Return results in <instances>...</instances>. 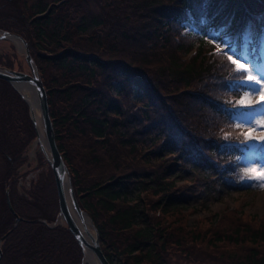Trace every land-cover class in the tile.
<instances>
[{
    "label": "trees",
    "instance_id": "trees-1",
    "mask_svg": "<svg viewBox=\"0 0 264 264\" xmlns=\"http://www.w3.org/2000/svg\"><path fill=\"white\" fill-rule=\"evenodd\" d=\"M5 1L14 14L0 15V31L27 42L46 90L58 151L105 258L110 264H165L160 252L172 239L158 228L155 212L163 215L186 199L168 195L173 164L137 170L122 159L148 165L174 155L182 163H201L207 176L218 169L208 158L224 156L217 131L233 113L228 97L239 93L227 56L239 58L244 44L259 60L251 46L257 39L242 38L263 34L264 0H38L24 12H17L14 0ZM184 24L191 30L182 34ZM228 37L230 49L218 50L215 42ZM0 87V99L18 104L16 112L2 106L1 154L8 170L0 189L4 196L8 191L21 219L13 226L15 215L4 205L0 264H64L59 254L69 255V249L74 257L68 264H82V249L69 228L49 226L59 212L51 168L27 197L18 194L12 173L37 132L19 93L3 79ZM148 194L155 195L151 201ZM251 235L257 244L264 230ZM259 252L251 249L236 264H264Z\"/></svg>",
    "mask_w": 264,
    "mask_h": 264
},
{
    "label": "rangeland",
    "instance_id": "rangeland-1",
    "mask_svg": "<svg viewBox=\"0 0 264 264\" xmlns=\"http://www.w3.org/2000/svg\"><path fill=\"white\" fill-rule=\"evenodd\" d=\"M37 1L25 0L26 3L24 4L23 0H14L15 4L12 3L17 12L18 8L21 12L24 10V6L28 9L30 5ZM46 1L52 2V0H41L43 4ZM2 14L9 17H11L10 14H14V11L9 12L8 3L5 0H0V15ZM3 23L1 24L3 25ZM184 27L186 29L182 34L191 30V27L186 24H184ZM255 38L257 39L256 44L252 43L251 46L255 45L258 48L259 60L255 53L251 54L254 48L250 50L244 44L242 45L243 48L239 59L241 62H248L253 75H264V32L263 34H256L252 38L250 35L245 34L242 39L250 43V40ZM231 39L232 37H228L220 42H215L218 46L216 48L218 50L230 49ZM23 49V47L20 49L16 46L11 39L0 40V62L4 64L11 62L13 63L11 67L13 70L30 73V68L25 62ZM225 52L226 54H232L228 50ZM233 58L236 57L233 56ZM236 79L238 80L236 88L239 93H234L228 97L229 110L233 113L227 119L229 121H226L224 128L217 131L219 144L224 145L222 150H220L224 151V156L220 157L217 153H214L212 159L211 157L210 159L208 158L214 164L219 163L217 165L219 166L218 169L212 168L210 173H208L209 176H207L205 167L201 163L197 161H188L193 162L191 164L182 163L181 160L173 157L174 155L165 158V162L154 161L148 165L135 161L133 157L130 159L126 156L128 158L124 157L122 159V165H131L133 168L137 167V170H139V167L150 169L152 166L153 169L155 166L163 167L165 164L166 167V165L173 164V170L169 174L168 180H173L174 183L168 190V195L183 194L186 199L183 203L169 209L168 212L163 211V215L160 214V210L155 212L159 223L158 228L162 230L163 234H167L168 238L172 239V242L170 239L165 242L164 251L160 252L164 257L165 264H236L237 261L244 259L251 252V249L260 251V255L264 253V237L258 238L257 244L254 241H250L251 234L264 230V186H262L264 181L253 178V174L248 172L249 168L259 169L264 166V140L259 139L261 134L264 133V127L256 124V121L264 120V105L256 103L259 100V93L253 91L251 84L242 83L239 74ZM118 87V85L114 84L113 92ZM136 90L137 87L136 89L132 88V91ZM17 92L23 99L21 93L18 90ZM138 93L136 97L140 96ZM242 98L244 102L238 103ZM7 100V96L3 97V100L0 99V128L2 125V106L4 104L8 105L7 109L12 112H16L18 108L16 102L11 104ZM27 106L29 110V105L27 104ZM205 114L202 113V115ZM11 116L12 114L7 115L4 122ZM29 116L31 119L30 110ZM16 117L18 118L19 115L16 114ZM249 128H254L255 130L251 133L252 138L246 140L244 133ZM37 138L36 136L30 142L24 152L25 161L12 173L15 176L18 194H23L26 197L29 195L30 189L34 187L32 183L37 181L42 171H48L51 168L48 163V156L43 152L41 145L35 142ZM2 146V141H0V181L8 170L6 159L1 154ZM144 147H146V144L142 146V148ZM149 147H155V145L149 144L147 148ZM229 152L237 153L230 155ZM218 156L223 159L221 163L217 160ZM147 158L150 159V156H147ZM199 161L202 162V160ZM226 163H228V166L223 170ZM226 171L228 174L224 175ZM215 176L217 179L212 181L211 178H215ZM6 196L8 197V191H5L4 196L3 190L0 189V221L5 210L4 205L7 204ZM154 196L153 194H148L146 197H149L148 199L151 201ZM58 214L55 222L50 224V227L55 224L66 226ZM86 215L88 216V214ZM88 217L91 219L90 216ZM2 221L6 225L9 223L8 217L2 219ZM175 239L177 241L174 242L173 240ZM159 244L160 241L158 242ZM69 250L71 251L69 255L67 251L59 254L60 260L64 264L65 262L68 264L74 257L73 250ZM1 255L2 252L0 251V257ZM115 262L117 264V261Z\"/></svg>",
    "mask_w": 264,
    "mask_h": 264
},
{
    "label": "water",
    "instance_id": "water-1",
    "mask_svg": "<svg viewBox=\"0 0 264 264\" xmlns=\"http://www.w3.org/2000/svg\"><path fill=\"white\" fill-rule=\"evenodd\" d=\"M14 38L19 40V42H21L22 47L24 48L23 51L25 56V62L27 63V66L30 68V73L28 72L25 73L20 70L15 71L11 68L0 66V79L8 81L14 89H16L15 87L16 82L28 83L29 85H31L32 88H34L35 99H37V108L39 110V121H41L44 140L46 142L48 152L44 150L42 145L41 147L43 148L42 149L43 152L46 153V155L48 156V163L50 164L52 174H54L56 193L58 195V206H59L58 216L63 219L65 225H67V227L69 228V231L71 232L73 238H75L77 244L82 249L83 264L85 263V259H84L85 247L92 249L96 259H98L99 264H110L108 259L105 258L102 248H100L99 237L95 229V226H93L92 224L91 219H90V223L91 226L94 228L95 238L93 240V244L88 245L85 238H83L80 228L76 226L72 216H70L67 198L64 193V185H65L64 181H67L68 184L70 185V190L68 195L70 199V204L73 207L75 213L78 215H82L85 214V212L81 210L80 206L77 203V199L73 192L72 184L70 183V177H69V173L67 172L66 163H64V160L62 159V155L58 151L57 142L55 141V131H53V122L51 120L48 109V99L46 96V90L43 87L42 79L39 76L37 67H35L32 56H30L29 54V48L27 42L20 35L16 33L13 34L8 31H3V32L0 31V40L3 39L13 40ZM17 90L18 89H16V91ZM23 100H25L24 97ZM25 101L27 103V100ZM29 110L31 112V120L33 121L38 137L39 134L36 127L37 122L34 119L33 110H31L30 105H29ZM6 198H7L8 209H10V211H12L15 215V222H14L15 225L21 219L15 214L10 204L9 198L7 196Z\"/></svg>",
    "mask_w": 264,
    "mask_h": 264
},
{
    "label": "bare ground",
    "instance_id": "bare-ground-1",
    "mask_svg": "<svg viewBox=\"0 0 264 264\" xmlns=\"http://www.w3.org/2000/svg\"><path fill=\"white\" fill-rule=\"evenodd\" d=\"M13 41L15 42L16 46H18L20 49L22 48L19 40L14 38ZM15 87L20 91L21 95L25 98V100H27V103L30 105L31 110H33V115L35 121L37 122L36 127L39 134L37 140L35 141L37 142L36 144L42 145L44 150L48 152L46 142L44 140L41 121H39V110L37 108V99H35L34 88H32L31 85H29L28 83H20V82H16ZM64 184H65L64 193L67 198L70 216H72L76 226L80 228L83 238H85L88 245L89 244L91 245L93 244L95 234L93 231V227L91 226L90 219L85 214L78 215L75 213L73 207L70 204V199L68 195L70 190V185L68 184L67 181H64ZM84 259H85V264H99L98 259H96L91 248L85 247Z\"/></svg>",
    "mask_w": 264,
    "mask_h": 264
},
{
    "label": "snow or ice",
    "instance_id": "snow-or-ice-1",
    "mask_svg": "<svg viewBox=\"0 0 264 264\" xmlns=\"http://www.w3.org/2000/svg\"><path fill=\"white\" fill-rule=\"evenodd\" d=\"M227 59L235 66L234 71L239 74L241 82L251 84L253 91L259 93V100H257L256 103L258 105H264V75H253L248 62H241L239 58H233V55H228ZM245 95H247V93H245ZM243 102V98L238 101V103ZM256 124L264 127V120H258L256 121ZM254 130V128H249L248 131L244 133L246 140L252 138L251 133ZM259 139L264 140V133L261 134ZM248 172L253 174V178L264 181V166H261L259 169L249 168Z\"/></svg>",
    "mask_w": 264,
    "mask_h": 264
}]
</instances>
